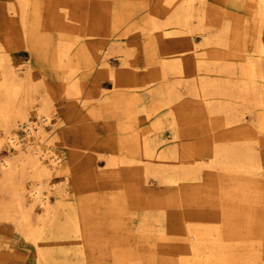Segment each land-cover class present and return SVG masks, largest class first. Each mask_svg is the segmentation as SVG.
<instances>
[{
    "label": "rangeland",
    "instance_id": "1",
    "mask_svg": "<svg viewBox=\"0 0 264 264\" xmlns=\"http://www.w3.org/2000/svg\"><path fill=\"white\" fill-rule=\"evenodd\" d=\"M62 1L65 0H0V65H14L18 69L19 78L33 82L38 87L39 95L50 99L55 113L51 118L53 134L50 127L46 131L56 153L61 157L60 168L51 174L55 187H60L66 193L62 199L59 220L63 221L69 213L76 216L85 264H187L184 260L186 250L183 242L170 240L162 248L148 234V231L157 229L155 221L162 212L160 206L163 207L170 200L169 196L175 193V189L166 187L153 178H138L134 171L133 175L128 176L122 175V172L125 166H130L133 170L136 166L143 165L142 156H129L126 153V150L133 152V149L139 148L140 141L136 136L142 131L149 141L157 144V150L162 149L171 155L174 149L180 153L181 145H189L195 158L204 157L207 162L213 154L215 134L210 130L207 108L198 101V96L203 93V89L200 90L202 85L198 80L200 85L197 83V91L187 90L190 85L192 89V78L187 80L189 83L181 81V86L175 84L176 76L170 74L167 76L169 82L166 80L169 84L165 81L151 82L144 89L130 92L125 87L114 86V79L101 69L103 67L99 60L106 53V70L116 73L122 65H129L128 68L136 70L141 78L145 73H153L156 68H161V52L167 50L169 63L179 57V49L165 48L159 37L162 31L154 29L162 28L165 20L167 23L164 3L168 0H74L68 2L67 8L70 11L67 9V12ZM203 1L226 13L228 23H233L230 25L232 32L238 22L241 37H238L239 40L236 38L232 48H238V57L245 54L256 60L258 45H262L264 51V42L258 40L259 28L255 19L258 0ZM62 27L68 28L60 31ZM190 27L191 45L197 47L200 53H205L207 49L201 46L204 37L198 35L196 23L192 22ZM96 51L100 53L99 56H96ZM245 60L247 59L239 61L237 58L233 61L236 74ZM216 70L215 73L211 72L214 75H199L205 76L204 80L215 81L217 78L219 82L216 79V83L223 88L230 76L217 75ZM183 72L193 76L195 68L183 65ZM170 82L178 86H172L178 92L173 103L167 95ZM72 85L78 86V96L71 95ZM225 90L221 92L225 93ZM225 98L222 103H231V106L227 105L228 110L230 109L228 113L238 116L246 124L254 120L261 110L252 105L251 101L239 103ZM81 101L86 105L84 108L80 107ZM30 120L36 121L33 110ZM185 121L188 122L187 126ZM23 130L18 131L20 136L25 134ZM259 136L258 146L255 147L261 150V163L264 167V133ZM201 143L207 147L204 148ZM0 144V160L7 159L12 151L6 142ZM110 156H127L131 163L124 167L118 165V173H121L119 178L112 177L110 170L106 168L105 158ZM174 162L175 160L172 163ZM231 176L220 173L218 181H230ZM201 177L205 181L207 175L202 174ZM23 184L29 190L32 189L31 179H25ZM54 197L50 196L52 205L56 202ZM40 213L41 211L38 214ZM46 230L43 233V244L38 242L36 249L33 243L26 240L18 226L17 217L7 223L1 219L0 264L82 263L77 254V246L71 244V238H62L54 228ZM233 243L234 241L230 242ZM245 247L243 243H239L230 248L236 264L249 256L247 253L251 248Z\"/></svg>",
    "mask_w": 264,
    "mask_h": 264
},
{
    "label": "bare ground",
    "instance_id": "2",
    "mask_svg": "<svg viewBox=\"0 0 264 264\" xmlns=\"http://www.w3.org/2000/svg\"><path fill=\"white\" fill-rule=\"evenodd\" d=\"M72 1L74 0L62 1L66 12L68 2ZM164 5L167 12V23L165 20L163 23L166 24H163L162 28L155 27L154 29L162 31L159 37L165 48L179 49V57L169 63L167 62L169 56L167 50L161 52L159 59L161 68H154L156 71L145 73L143 77L139 78L137 71L128 68L129 65H122L116 73L106 70L108 55L105 53L99 58L103 67L101 69L108 77L114 79V86L125 87L130 92L140 88L144 89L151 82H166L170 74L176 76V80H174L177 82L175 84H181V86L183 80L187 81L192 78L190 79L192 83L189 80L192 89L191 85L190 89L187 88L190 91L197 89V81L199 80L202 85L200 90L203 89V93L200 91L202 95L198 96V101L199 104H203L207 108L211 123L210 130L215 134L213 154L206 162L204 157L195 158L191 147H188L189 145H181L180 153L174 149L169 155L162 149L157 150V144L149 141V138L142 131L136 136L140 141L139 148L133 149V152L126 150V153L129 156L132 154L142 156L143 161L141 163L143 165L136 166L132 170L130 166H125L131 164L127 160V156L122 158L110 156V158H105L106 168L110 170L109 174L112 177L119 178L121 173H118V165H123L125 169H123L122 175H133L132 171H134L138 178L144 180L153 178L162 185L175 189V193L171 197L169 196L170 200L163 207L160 206L162 212L160 216L158 215L159 219L155 221L158 224L157 229L148 231V234L162 248H164L165 242L170 240L183 242L186 250L184 260L187 264H236L230 248L239 243L240 245L243 243L246 246L245 249L251 248L247 253L249 256L243 259L240 264H264V167L261 163V150L260 148L257 150L255 147L258 146L259 134L264 133L263 47L258 45L255 54L257 55L256 60L252 57H246L245 54L238 57L236 55L238 48H232L233 42L240 36L238 22L236 23L237 27L234 26L235 29L232 32L230 25L233 23H228L226 13L217 7L210 6L206 1L168 0ZM255 17L259 28L258 40L264 42V0H258ZM232 18L234 19V16ZM192 22L196 23L198 35L204 37L201 46L207 49L205 53H200L198 48L192 46L189 41ZM166 27L168 29H163ZM67 28L62 27L60 31H65ZM99 55L100 53L96 51V56ZM210 57L212 59H209ZM237 58L239 61L247 59L244 63L242 62L237 70L238 74H236V68L233 65V61ZM183 65H190L195 68L192 77L183 72ZM215 70L217 75L223 74L224 77L226 74L230 76L223 88L215 76V81L203 79L211 72L215 73ZM200 73L205 76L202 77L199 75ZM234 76L237 78H232ZM216 79L218 80L217 83ZM186 81L185 83L188 82ZM32 83L28 82L26 78H19L18 69L14 65H0V136H2L0 142L2 144L6 142L12 151L10 157L0 160V220H6L7 223V221L16 220L17 217L18 226L23 231L26 240L33 243L36 249H38V242L43 244L44 231L47 228H54L62 238L72 239L71 244L77 246L76 250L81 264H85L84 251H82L79 241L80 228L77 218L74 214L69 213L63 221L59 220L62 199L66 193L64 194L60 187H55L51 180L53 171L61 166V157L56 153L55 146L46 131V128L50 127L49 130L53 134L51 118L55 113L50 99L45 95L40 96L38 87ZM172 84L167 95L173 103L177 91H174L172 86L175 85ZM222 90L226 92L222 93ZM71 91L73 92L71 95L78 96L79 88L77 85H72ZM186 94L188 95V93ZM218 96L226 97L228 101L233 99L239 103L251 101L252 105L262 111L260 110L256 114L257 117L246 124L238 116L231 112L228 113L230 109L228 110L227 105L231 106V103L226 101L222 103L223 98L220 99ZM85 106L84 102L81 101L80 107L84 108ZM232 108L231 110H234L236 107ZM31 110H33L36 121L30 120ZM183 119L185 120V117ZM193 122H195L194 119ZM187 125L188 122L185 126ZM192 126L190 125V127ZM22 127H26V129L23 130ZM19 130H23L25 134L20 136ZM2 139L5 141L4 143ZM202 145L204 148L207 147L204 143ZM171 159L175 162L172 163ZM132 162L134 163V161ZM220 173L227 177L232 175L229 177L230 181H218ZM202 174L207 175L205 181L201 180ZM27 178L31 179L32 182V189L30 190L23 184ZM51 195L55 196V205L50 203ZM2 196L4 199H1ZM39 211H41L40 214H38ZM232 241L234 243L230 244ZM180 261L182 262V259Z\"/></svg>",
    "mask_w": 264,
    "mask_h": 264
},
{
    "label": "built area",
    "instance_id": "3",
    "mask_svg": "<svg viewBox=\"0 0 264 264\" xmlns=\"http://www.w3.org/2000/svg\"><path fill=\"white\" fill-rule=\"evenodd\" d=\"M22 128H24V129H26V127H22ZM23 132V131H22ZM25 133V132H24Z\"/></svg>",
    "mask_w": 264,
    "mask_h": 264
}]
</instances>
